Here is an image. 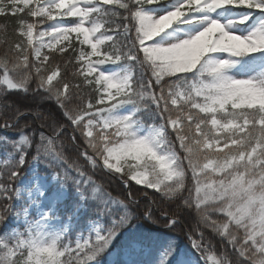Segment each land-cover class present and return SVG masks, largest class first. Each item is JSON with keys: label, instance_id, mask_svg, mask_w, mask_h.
<instances>
[{"label": "snow or ice", "instance_id": "snow-or-ice-1", "mask_svg": "<svg viewBox=\"0 0 264 264\" xmlns=\"http://www.w3.org/2000/svg\"><path fill=\"white\" fill-rule=\"evenodd\" d=\"M0 16V264H264V0Z\"/></svg>", "mask_w": 264, "mask_h": 264}, {"label": "trees", "instance_id": "trees-1", "mask_svg": "<svg viewBox=\"0 0 264 264\" xmlns=\"http://www.w3.org/2000/svg\"><path fill=\"white\" fill-rule=\"evenodd\" d=\"M4 20H5V18H4V17H2V16H0V23H3V22H4Z\"/></svg>", "mask_w": 264, "mask_h": 264}]
</instances>
